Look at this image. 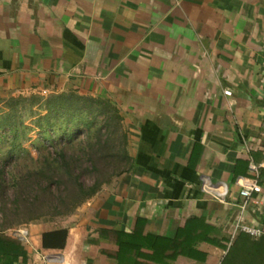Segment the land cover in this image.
<instances>
[{
  "label": "crops",
  "instance_id": "obj_1",
  "mask_svg": "<svg viewBox=\"0 0 264 264\" xmlns=\"http://www.w3.org/2000/svg\"><path fill=\"white\" fill-rule=\"evenodd\" d=\"M67 90L119 109L131 165L58 226L0 230V264H117L120 231L184 239L200 225L226 244L236 180L264 162V0H0V96ZM260 184L244 215L264 230ZM63 228V247L44 237ZM197 248L206 262L189 264L227 254Z\"/></svg>",
  "mask_w": 264,
  "mask_h": 264
},
{
  "label": "rangeland",
  "instance_id": "obj_2",
  "mask_svg": "<svg viewBox=\"0 0 264 264\" xmlns=\"http://www.w3.org/2000/svg\"><path fill=\"white\" fill-rule=\"evenodd\" d=\"M114 107L105 99L73 90L0 96V173L4 171L0 230L13 233L37 222L58 226L94 196L69 214L58 215L71 209L74 196L69 197L68 191L75 189L80 195V186L87 188L99 180L102 189L113 179L111 171L100 175L105 170L94 168L93 159L83 152L88 149L87 135L94 141L98 130L108 133V121L113 127L117 124ZM65 195L71 200L68 205L61 201ZM39 214L40 220L24 223ZM230 264H264V258H253L244 250Z\"/></svg>",
  "mask_w": 264,
  "mask_h": 264
},
{
  "label": "trees",
  "instance_id": "obj_3",
  "mask_svg": "<svg viewBox=\"0 0 264 264\" xmlns=\"http://www.w3.org/2000/svg\"><path fill=\"white\" fill-rule=\"evenodd\" d=\"M105 101L107 104L111 103L114 105L108 99H105ZM113 113L116 115L115 121H117V124L113 127L109 124L111 120L108 121L105 126L109 130L108 133L104 135L101 130H98L94 141H90L89 139L91 138V134L87 135L88 149L83 152L85 155H88L93 159L94 168H102L105 170L104 173L100 172V175L111 171L109 177L112 178L126 171L131 165V156L128 151V134L123 126L122 115L116 106L113 108ZM50 126L52 125L49 124V127ZM117 134H119V137L114 140L115 138L113 136L116 137ZM103 136L105 139L102 138ZM114 144L116 146L115 149L112 147ZM3 172L4 171L1 170L0 177L3 176ZM1 179L2 177L0 178V183ZM100 186V181L97 180L93 185L87 188L80 186V195L76 193L75 189L68 191L69 197L74 196V199H71L73 200L71 209L65 212H60L58 215L69 214V212L73 211V209L85 199L95 195L100 189ZM48 190H50V188H48ZM71 200H68L66 195L61 198L64 205H68ZM41 216V214L33 215L27 221H24V223L38 221ZM200 227L201 226L198 225L197 228H194V233H192L190 237H185L184 239H182V237H168L153 233L144 234L137 230L120 231L116 240L118 251L115 255H109L116 259L117 264H172L173 261L175 264H178L179 262H185L186 264H189L190 262L204 263L206 262L207 254L200 251L197 246L200 242L208 241L211 244L228 249L221 264H230L241 248H244L245 252L248 254L256 253V250L259 249L264 240V237L253 239L245 234H240L239 237L234 239L231 246L228 248V245H224L217 239L205 236L209 233L205 232L206 234L203 233V235L202 232L199 231ZM202 231H204V229ZM67 234L68 230L63 228L49 231L44 234V237H62V243L59 245L63 247ZM229 241L230 238L228 239V242Z\"/></svg>",
  "mask_w": 264,
  "mask_h": 264
},
{
  "label": "built area",
  "instance_id": "obj_4",
  "mask_svg": "<svg viewBox=\"0 0 264 264\" xmlns=\"http://www.w3.org/2000/svg\"><path fill=\"white\" fill-rule=\"evenodd\" d=\"M226 93L231 94V91H226ZM249 169L251 172L250 176H239L236 180L238 193L243 201L240 204V213L232 225L230 241L227 244L228 248L231 246L237 235L245 234L253 239H259L264 236V230L249 224L244 215L247 203L252 198L253 194L260 193L262 191L260 180L264 174V162L259 164L252 162L249 165ZM202 187L206 192L211 193L216 199L220 201H225L230 195L229 187L224 183H212L210 181L204 180ZM13 234L16 237H20L24 240H26L28 237V231L25 228L14 229ZM227 251L228 249L225 250V253Z\"/></svg>",
  "mask_w": 264,
  "mask_h": 264
}]
</instances>
